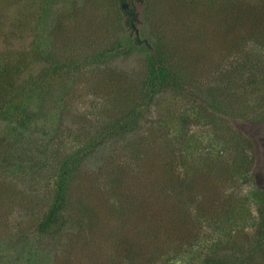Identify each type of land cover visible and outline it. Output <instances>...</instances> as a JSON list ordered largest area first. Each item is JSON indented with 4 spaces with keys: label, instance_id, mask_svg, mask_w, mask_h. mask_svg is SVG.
<instances>
[{
    "label": "rangeland",
    "instance_id": "rangeland-1",
    "mask_svg": "<svg viewBox=\"0 0 264 264\" xmlns=\"http://www.w3.org/2000/svg\"><path fill=\"white\" fill-rule=\"evenodd\" d=\"M257 4L264 0H0V152L9 151L7 162L0 154V264L180 263L175 254L193 245L167 230L152 237L146 219L132 226L123 218L138 216L125 193L138 189L139 173L147 191L153 171L176 153L177 143L158 146L161 138H205L211 148L234 139L233 108L244 115L253 106L264 140V87L252 85L264 78V39L246 34ZM10 73L16 84L7 92ZM60 179L61 227L41 235ZM249 222L223 231L238 247L263 245ZM122 235L135 240L136 256L158 248L120 260Z\"/></svg>",
    "mask_w": 264,
    "mask_h": 264
},
{
    "label": "trees",
    "instance_id": "trees-1",
    "mask_svg": "<svg viewBox=\"0 0 264 264\" xmlns=\"http://www.w3.org/2000/svg\"><path fill=\"white\" fill-rule=\"evenodd\" d=\"M255 6L252 9L258 12H251V26L248 24L246 34L249 33L252 37V35L259 33V36L264 39V30H259L260 27L256 24V19L262 20L264 18V6L258 4ZM148 49L154 58L155 68L162 67L158 51L149 46ZM8 68L4 66L3 72H7ZM157 70L160 73L162 68ZM1 80L4 81L5 76H1ZM252 83L255 90L260 89L261 91L264 87V78L252 79ZM15 84L12 73H10L4 85L7 92H12ZM3 104H7L5 97L3 103L0 104V113L4 107ZM251 108L253 106L245 105L246 112L244 115L241 106L238 109L233 108L232 112H228L232 123L231 129L235 133L234 139H216L214 142L212 141L213 148L209 146L205 138H191L189 141L182 138H176L175 141L173 138H161L158 146H172L175 142L177 143L176 153H171V157H168L158 170L153 171L147 191L142 190L145 188L144 174L139 173L135 176L138 179L136 183L139 185L138 189H132L125 193L127 196H133L131 202L134 204L131 205L130 210L133 212L135 209L136 216H138L137 220L135 218L130 220V218H126L127 216L123 218L129 220L130 224L132 222V226H136L134 222L140 221V218L146 219L152 224H148L146 227L148 230L145 233L152 234V237H156L167 230L171 232V235L180 239L185 238L181 242L183 247L190 248L193 245L191 250L188 248L180 249L179 254H175L180 260L178 264H186L189 260V263L192 260H203L204 264H229L237 253L243 256L242 260L237 261V264H264V244L261 246L251 245L252 247L248 249L243 248V246L240 248L230 240V232L224 233L223 231L228 229L227 227L237 228V222L251 218L249 225L255 227V233L264 240V140L260 139L259 130L256 128L259 121L248 112L251 111ZM205 112L206 115H209L208 111ZM31 114L34 115L35 113ZM0 137L4 139V132ZM183 141L186 142L183 149H180ZM204 145H206L205 150ZM185 151H188L189 154L192 153L191 160L186 156ZM8 153V150H4V153L0 152L6 162L9 161L6 157ZM177 161L182 165L179 172H177L176 167ZM126 173L128 174L124 176L127 177L130 173ZM64 188L65 183H62L60 179V183L57 184L56 200L47 216L39 223V234H53L61 227L63 211L65 210L66 193ZM202 191H209V205L205 204V200L200 197L203 194ZM137 195L143 197L135 201ZM244 205L248 211L244 209ZM122 207L123 210H126L123 212L127 213L128 208ZM156 207H158L157 210ZM252 210L257 213L255 216L252 215ZM163 216L167 219L165 220ZM99 222L95 215L89 220V224L98 229ZM211 222H214L213 226H215L212 228L213 232L209 235L204 234L202 230ZM123 233L126 231L123 230ZM123 237L126 238H120V241L122 247L125 246L122 248L124 253L119 255L120 260L128 257L133 262L141 261L140 258L147 255V248H151V251L158 248V245L153 243V245H145V250L140 249L136 256V253H132L136 251L134 249L135 240L128 235ZM148 240L150 242V239ZM206 240L207 244L205 245ZM205 247V251L201 252Z\"/></svg>",
    "mask_w": 264,
    "mask_h": 264
}]
</instances>
